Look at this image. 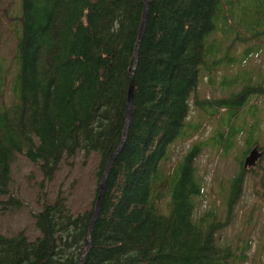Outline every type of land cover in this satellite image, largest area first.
<instances>
[{"label":"trees","instance_id":"trees-1","mask_svg":"<svg viewBox=\"0 0 264 264\" xmlns=\"http://www.w3.org/2000/svg\"><path fill=\"white\" fill-rule=\"evenodd\" d=\"M149 1L134 72L133 118L109 168L90 237L95 200L74 213L67 203L74 193L59 189L34 215L39 236L0 233V264H77L89 245L83 264H253L257 255L261 262L260 238L255 247L251 236L234 247L220 242L218 233L231 223L244 177L255 181L260 173V160L248 169L243 157L262 149L264 0H254L253 10L245 0ZM143 5L20 0L14 57L8 65L0 56V193L10 194L1 202L22 206L9 190L11 161L19 153L51 180L67 158L97 152L94 196L99 193L106 162L122 140ZM238 47L243 49L235 53ZM204 79L218 85L219 98H197ZM191 97L199 110H224L226 136L218 129L215 147L227 152L242 139L246 146L229 188L218 192L224 218L215 206L198 210L203 185L194 156L203 141L166 168L171 146L194 138L201 127L189 119Z\"/></svg>","mask_w":264,"mask_h":264},{"label":"rangeland","instance_id":"rangeland-1","mask_svg":"<svg viewBox=\"0 0 264 264\" xmlns=\"http://www.w3.org/2000/svg\"><path fill=\"white\" fill-rule=\"evenodd\" d=\"M243 3L247 9L253 10L254 0H245ZM20 9V0H0V56L5 59L4 61L8 65L14 57L15 41L19 34L20 20L18 16ZM252 14L253 12H248L246 17L251 20ZM242 49L243 47H238L235 53L242 51ZM258 61L259 63L263 61L262 64H264V54L259 57ZM256 63L255 61L252 64L255 65ZM245 67L243 68L245 69ZM218 72L220 75L223 73L222 71ZM9 84L8 77V84L5 87L7 91H10ZM221 95L217 84L210 85L207 79L200 81L196 93L198 99H208L211 102ZM191 98L189 119L201 123V127L194 138L184 140V142H175L171 148L169 147L171 149L170 162L166 168L169 170L171 166L176 164L196 140L203 141L202 149L197 151L194 156V166L203 185L202 194L198 197L200 199L198 210L202 211L215 206L217 212L222 214L224 218L221 204L223 201L218 197V192L229 188V181L238 170L239 161L236 158L242 157V151L246 146L242 139L235 142L234 147L227 152H223V147L219 145L215 147L214 133L222 128L224 131L223 138L226 136V128H223V124L220 122V114L224 113V110H220L217 114L199 110L194 106L195 99ZM259 105L264 109V98L259 100ZM209 110L211 111V109ZM262 120L263 136L259 143L263 149L264 113H262ZM246 135L247 133L244 131L241 137L246 138ZM262 149L259 148L260 153L263 152ZM98 155L99 153L92 152L85 157L83 152H79L76 156L67 158L68 162L61 165V169L56 172L51 180H47L37 165L29 161L25 155L16 154L10 166L11 184H9V190L14 193V197L21 200L22 206L17 208L15 205H7L1 202L6 200L10 194L0 193V233L11 236L23 230L26 231L30 239L39 236L40 230L35 226L36 217L34 215L41 210L44 201H53L59 189L67 196L71 192L74 193L67 200L74 213L84 210L91 203L92 198L95 200L94 188L97 181L95 169L98 166ZM259 160L261 167L255 164L252 168L256 166L260 173L258 175L255 172L249 173L252 176L257 175L255 181L249 179L247 175L244 177L241 199L236 202L233 208L232 214L234 216L231 223L218 233L221 238L220 242L231 243L234 247L241 245V241L250 236L254 240L253 245L255 247L260 238V245L263 249L261 262L257 255L253 264L264 263H262L264 261V176L262 177L264 175V153L261 157L259 155ZM243 161H245V157H243ZM254 247L251 252L255 250Z\"/></svg>","mask_w":264,"mask_h":264},{"label":"water","instance_id":"water-1","mask_svg":"<svg viewBox=\"0 0 264 264\" xmlns=\"http://www.w3.org/2000/svg\"><path fill=\"white\" fill-rule=\"evenodd\" d=\"M144 1V5H143V9H142V13L143 16L141 18V22H140V30L138 31V41L135 44L134 47V51H135V55H134V60H133V65L131 66V68L129 69V80H128V93H126V101H127V105H125V123H124V130L122 131V137H121V143H119L117 149L115 150V153L113 155H110V157L108 158L107 162H106V168H104V172H103V179L101 180L98 189H99V193H97L96 197H95V206H94V210H93V218L91 219L90 222V230L88 231V237H90V233L91 230H93V226L94 223L96 221V219L99 217V212L101 209V205H103V197H104V193H106V180L108 178V172H109V168H111V164L113 162V160L115 159L116 155H118L121 152L122 147L124 146L125 142L127 141V132L130 128V123L131 120L133 118V113H132V106L134 104V92H135V88H134V80H135V76H134V72H135V67H137V59H138V55H139V45L142 42V35L144 33V31L146 30V20L148 17V8L150 5V1L149 0H143ZM259 148L255 147L251 150L248 151L247 155L245 156V161L243 163V167L244 168H250L253 167L259 160ZM90 245L85 249L84 251V255L81 257V259L79 260V262L77 264H83L84 262V257L86 256V254L88 253V249H89Z\"/></svg>","mask_w":264,"mask_h":264}]
</instances>
